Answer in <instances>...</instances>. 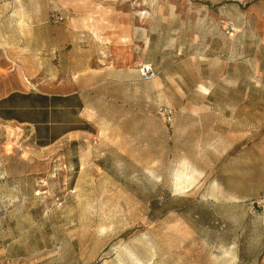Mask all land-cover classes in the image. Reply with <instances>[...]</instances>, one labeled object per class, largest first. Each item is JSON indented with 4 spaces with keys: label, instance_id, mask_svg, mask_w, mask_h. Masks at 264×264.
Returning <instances> with one entry per match:
<instances>
[{
    "label": "rangeland",
    "instance_id": "1",
    "mask_svg": "<svg viewBox=\"0 0 264 264\" xmlns=\"http://www.w3.org/2000/svg\"><path fill=\"white\" fill-rule=\"evenodd\" d=\"M88 61L83 131L0 121V264H264V0H0V96Z\"/></svg>",
    "mask_w": 264,
    "mask_h": 264
},
{
    "label": "crops",
    "instance_id": "2",
    "mask_svg": "<svg viewBox=\"0 0 264 264\" xmlns=\"http://www.w3.org/2000/svg\"><path fill=\"white\" fill-rule=\"evenodd\" d=\"M88 63L89 61L72 71V78L64 85L66 88L42 90L25 77L26 87L0 96V121L18 125L36 139L46 137L52 141L64 138L74 131H83L82 128L73 126L83 125L89 120L86 115V107L89 105L87 89L94 84L118 79V70L114 67L105 65L93 68ZM17 67L19 68L18 65ZM154 80L157 81V78ZM238 142L233 141L225 148L231 150Z\"/></svg>",
    "mask_w": 264,
    "mask_h": 264
},
{
    "label": "built area",
    "instance_id": "3",
    "mask_svg": "<svg viewBox=\"0 0 264 264\" xmlns=\"http://www.w3.org/2000/svg\"><path fill=\"white\" fill-rule=\"evenodd\" d=\"M230 29H233V25L230 23L228 26ZM138 75L141 81H150L154 79L157 75V72L151 62L143 61L138 66ZM156 113L161 118L162 122L166 125H171L174 120L175 108L166 105L160 104L156 107ZM11 264H18L17 262H12ZM25 264H35L32 261H28Z\"/></svg>",
    "mask_w": 264,
    "mask_h": 264
}]
</instances>
